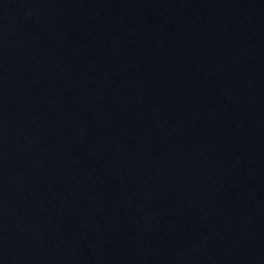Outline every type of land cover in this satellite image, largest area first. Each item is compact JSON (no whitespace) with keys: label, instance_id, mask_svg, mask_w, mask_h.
<instances>
[{"label":"water","instance_id":"95a60500","mask_svg":"<svg viewBox=\"0 0 264 264\" xmlns=\"http://www.w3.org/2000/svg\"><path fill=\"white\" fill-rule=\"evenodd\" d=\"M0 264H264V0H0Z\"/></svg>","mask_w":264,"mask_h":264}]
</instances>
